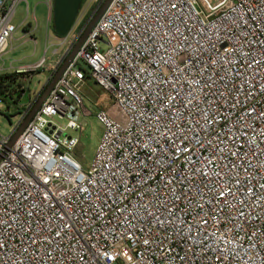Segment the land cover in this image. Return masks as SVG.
I'll list each match as a JSON object with an SVG mask.
<instances>
[{"label":"built area","instance_id":"1","mask_svg":"<svg viewBox=\"0 0 264 264\" xmlns=\"http://www.w3.org/2000/svg\"><path fill=\"white\" fill-rule=\"evenodd\" d=\"M29 21L0 0V61ZM87 80L108 104L85 166ZM20 122L0 134V264H264V0H112L9 148Z\"/></svg>","mask_w":264,"mask_h":264},{"label":"rangeland","instance_id":"2","mask_svg":"<svg viewBox=\"0 0 264 264\" xmlns=\"http://www.w3.org/2000/svg\"><path fill=\"white\" fill-rule=\"evenodd\" d=\"M31 15L35 12L36 21H29L27 26L19 27L14 35L9 52L0 61L3 67L1 75L11 74L10 64L14 69L19 67H34L46 58L41 68L30 71L26 75L18 77V84L23 85V95H15L17 105L0 102V134L9 136L21 120V107H25L34 101L37 93L42 92L50 83L54 73L49 68L63 53V46L53 30L52 13L48 15V8L42 0H27ZM105 0H84L73 32L79 28L89 26L92 19L103 5ZM26 18V4L19 6L14 24L20 26ZM4 62V63H3ZM82 94L91 115L82 118V130L73 133L80 138L81 143L75 150V154L81 159L83 165H88L95 156L99 146L103 128L96 119V104L103 107L108 104L106 93L94 82L87 80L82 87ZM20 96V97H19ZM67 121H62L66 124Z\"/></svg>","mask_w":264,"mask_h":264},{"label":"water","instance_id":"3","mask_svg":"<svg viewBox=\"0 0 264 264\" xmlns=\"http://www.w3.org/2000/svg\"><path fill=\"white\" fill-rule=\"evenodd\" d=\"M83 2L84 0H54L53 1V12H52L53 30L58 38L66 37L73 30L76 21L78 19L79 13L82 9ZM111 2L112 0L104 1L103 5L98 10V12L92 19L89 26L86 28L85 32L82 34L78 42L73 47L71 53L66 57L60 68L53 75L50 83L45 88L40 98L37 100V102L34 103L27 116L20 122L18 129L16 130V132L14 133V135L10 140L9 148L13 146V144L18 140V138L23 134V132L32 122L35 115L40 110L43 102L49 96L50 92L54 89L55 85L60 80L66 69L73 62L80 48L82 47L86 39L89 37L93 28L98 23V21L100 20L104 12L107 10Z\"/></svg>","mask_w":264,"mask_h":264},{"label":"trees","instance_id":"4","mask_svg":"<svg viewBox=\"0 0 264 264\" xmlns=\"http://www.w3.org/2000/svg\"><path fill=\"white\" fill-rule=\"evenodd\" d=\"M19 76V74L0 76L1 95H4L6 98L10 99H12L15 94L20 96L23 95V85L21 83L18 84ZM4 102H8L7 99H5ZM13 104H17V100L14 101Z\"/></svg>","mask_w":264,"mask_h":264},{"label":"flooded vegetation","instance_id":"5","mask_svg":"<svg viewBox=\"0 0 264 264\" xmlns=\"http://www.w3.org/2000/svg\"><path fill=\"white\" fill-rule=\"evenodd\" d=\"M44 90H45V89H44ZM44 90H43V91H44ZM43 91L40 92V93H37V94L35 95L33 103L37 102V100H38V99L40 98V96L42 95ZM33 105H34V104H33Z\"/></svg>","mask_w":264,"mask_h":264}]
</instances>
